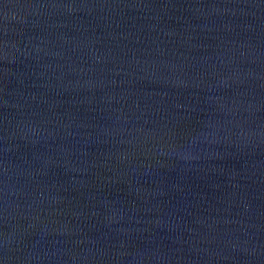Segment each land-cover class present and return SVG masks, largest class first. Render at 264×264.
<instances>
[{"label": "water", "instance_id": "water-1", "mask_svg": "<svg viewBox=\"0 0 264 264\" xmlns=\"http://www.w3.org/2000/svg\"><path fill=\"white\" fill-rule=\"evenodd\" d=\"M0 264H264V0H0Z\"/></svg>", "mask_w": 264, "mask_h": 264}]
</instances>
